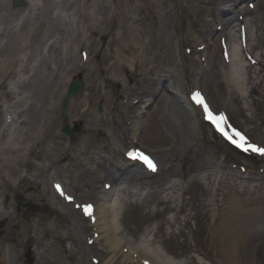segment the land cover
Masks as SVG:
<instances>
[{"label":"rangeland","instance_id":"rangeland-1","mask_svg":"<svg viewBox=\"0 0 264 264\" xmlns=\"http://www.w3.org/2000/svg\"><path fill=\"white\" fill-rule=\"evenodd\" d=\"M25 1L41 4V0ZM71 1L54 0L53 13L67 18L74 11ZM148 1L142 19L135 11L131 13L130 5L121 7L125 15L134 17H116L108 38L113 36L117 43L107 46L109 39H105L95 63L89 52L93 54L98 47L90 49L89 41L74 46L76 59L63 64L34 62L22 86L26 92L5 104L13 103L19 113V143H30L33 148L14 165L15 171L9 176L0 171L4 264H114L111 252L94 247L95 233L93 236L91 229H84L94 223L85 209H95L104 202L118 208L112 220L113 232L127 253L135 254L140 248L155 256L157 249L173 264H210L201 249L214 244V218L223 213L218 208L237 204L238 226L248 228L255 237V244L248 248L242 244V263L264 264V256L257 251L264 242V208L259 206L264 204V156L245 152L222 139L204 122L201 108L192 97L199 92L210 111L224 118L221 124L233 138L239 132L248 143L264 148V0ZM25 5L14 8L12 0L8 2L12 10ZM92 5L93 1L90 12ZM107 16L105 10L97 15ZM76 18L72 19L76 22ZM92 23L99 21L93 19ZM107 29L99 25L100 31ZM132 31L141 34V49L148 59L147 65L142 64L143 69H136L134 74L130 72H134L131 58L124 69L115 55ZM96 40L100 46L101 40ZM48 45L43 48L45 53ZM100 57L116 60L102 61L96 69ZM114 62L116 68L102 76L104 83L98 74L100 66L107 68ZM44 71L47 80L35 82L37 73ZM238 78L240 85L234 81ZM74 79L82 82L83 90L70 100L64 120L63 100ZM8 83V79L3 81L0 93ZM1 117L0 112V124ZM64 124L70 136L62 133ZM130 152L148 156L155 170L146 172L145 163L129 157ZM35 153L40 157H34ZM178 160L184 168L190 163L212 165L205 170L212 168L209 172L216 173L215 177L199 182L207 192L197 202L200 205L203 201L209 208L200 215L190 210L189 196L195 184L178 178L187 191L185 199L189 198L184 202L187 212L177 220L176 212L165 211L166 219L160 226L155 212L171 206L172 199H181L180 191L167 189L177 177L171 173L163 185L152 183L137 189L130 173L140 170L152 181L162 178L168 169L178 170ZM116 167L120 176L112 181L109 174ZM112 188L111 200L103 201L104 192ZM128 192L136 194L129 196ZM173 204L177 210L180 202ZM158 228L162 230L159 243L148 244L145 238L152 235L145 237L143 233Z\"/></svg>","mask_w":264,"mask_h":264},{"label":"bare ground","instance_id":"bare-ground-1","mask_svg":"<svg viewBox=\"0 0 264 264\" xmlns=\"http://www.w3.org/2000/svg\"><path fill=\"white\" fill-rule=\"evenodd\" d=\"M92 1L93 9L90 12L88 8H90ZM134 1H137L138 3H134L135 5L131 4ZM8 2L9 0H0V85L3 84V81L7 79L9 80L8 85L6 87L4 86L2 92L0 93V112L2 113L0 124V171H5L7 176L15 171L14 165L22 162V158H24V156L27 155L28 152L33 148L31 145H29L30 143H19V137L17 136V134H19V128H17L16 125L18 122L17 116L19 113L13 109L15 108L13 103L10 105H5L7 102H11L17 96L26 92L25 90H22V86L25 84L26 79L28 78L27 72L30 70L32 63L35 62L45 65L47 61H56L58 64H63L72 58L76 59L73 47H81L86 43V41H89L88 47L90 49L95 45V48L98 47L97 50L93 52V54L89 52V55H92L93 61L98 57L99 51L102 50L101 45L104 43L105 39H109L106 43L107 46L117 43V40L113 41V36H111V38L108 37L111 33L113 25L115 24L116 17H120L121 14H124L122 8L126 6V4L130 5L131 13L132 11H135L136 17L142 19L141 17L146 14L145 8L147 2L149 4L148 0L145 2L143 0H141V2L140 0H72L71 7L74 11L68 14L67 18H62V16L58 14L55 15L53 13V10L56 7L54 0H41V4H36L34 2L29 3L24 0L26 3L25 7L16 10L10 9L8 7ZM143 3L145 5H143ZM102 10L108 11L107 18L97 17L98 13ZM130 10L128 9L127 12H130ZM74 16L77 17L76 22L75 19H72ZM124 16L131 20L134 17L131 16L130 13L128 15L124 14ZM93 19L98 20L99 23H92ZM100 24H104L105 27H109V29H107L105 32L100 31ZM130 34L129 40L125 43L122 42L119 45L115 55L119 56V63L122 67H124V69L126 68V64L129 63V58H131L134 72H130L134 74L136 69H143L144 66L142 64L147 65L148 59L144 56L143 50L141 49V34L135 31H132ZM96 37L101 40L100 46H98L99 43H97ZM118 40H120V37ZM47 45L48 48L45 53L43 48ZM114 60L116 59L111 57L108 59L107 57H100L98 62H96L97 64L95 68L98 69V63H102V61ZM139 60L141 65L137 66ZM59 68L57 70H59ZM115 68V62L114 64L109 65L107 68L100 66V72L98 71L100 79L105 83L104 79L102 78L103 74H105L110 69ZM125 72L127 73V71ZM37 74L38 75L35 78V82H45L47 80L48 75L45 71L38 72ZM132 74L127 73V76L131 77ZM234 81L235 83L237 82V85H240L239 78L237 81ZM108 85L110 86L111 83ZM104 87H106V85H104ZM122 92L124 93L125 90L123 89ZM49 110L51 109H48V111ZM34 145H36V142ZM37 153H35L36 155H34V157H40V155ZM177 164L180 166L178 170L168 169L162 178H152V181L149 180L148 177L145 178L140 170L136 169L130 173L131 179L137 186V189L152 183H157V186L163 185L166 183V180L171 177V173H174V177H177L174 178V183H172L173 185L169 184L167 189L172 190L173 188L177 193L180 191L179 194L181 199L177 200L176 197L169 201L171 206L165 205L163 211L155 212L159 214L160 226L166 219L164 212L168 210L176 212V219L179 220L180 214L184 213V211L187 212L184 202H186V200L189 198L191 200L189 209L198 212L197 215H200L202 210L205 211L207 208H209V206L203 201V204L200 205H197V202L198 200H202L204 193L206 194L207 192L205 190L206 188L203 189L200 187L201 185L199 186V182L206 179L210 180L212 177H215L216 173L209 172L212 168H207L205 170V167H212V165H208V163L204 165H191L190 163L188 164L190 166L184 168L181 160H178ZM219 166L223 165L218 164L217 167ZM125 168L126 167H124L123 170H125ZM145 168L146 172L148 173L152 171L146 166ZM109 175L112 181H117L120 176L119 167H116L115 170L110 172ZM178 178L188 179L193 182L192 185L195 184L191 188L192 194L188 199H185V194L187 191L184 189L182 180H177ZM169 181L171 182V179H169ZM113 190L114 188L110 189L108 192H104L107 194L103 201L111 200L113 197ZM135 194L136 193L128 192L129 196H134ZM175 201L180 202L179 206L177 204V210L176 206L173 204ZM158 202H163V199ZM111 203L104 202V204H102L100 207L98 206L93 209L89 217L91 221L93 219L92 222L94 223H88L85 225L84 229L86 231L91 229L93 231L92 235L94 236L95 233L94 237H97V239H95L93 242L94 247L96 245V247L98 249L100 248L102 252H111L110 259L111 261L114 260V264L117 262L118 264H173L170 260V257L166 256L163 251H158L157 249L156 251L158 254H154L155 256H152L150 253L145 252L140 248L136 250L135 254L127 253L122 242L114 237L112 220L116 216L118 208L113 204L111 205ZM259 206L264 208L263 203L259 204ZM218 210L220 213L223 210V213L219 217L214 218V222L216 223L215 228H213L214 244H205L203 247H206V250L201 249V253L207 257L210 264H243L241 255L245 254V252L242 251V247L248 248L252 243L255 244V237L250 234V230L248 228L238 226L240 213L239 206L237 204H225L224 208L219 207ZM168 222L170 223V221ZM182 222L183 226L187 225V222L184 220H182ZM148 234L152 235V238H145L149 240H146V242H148L150 245H155L159 243L157 238H159V236L162 234V230L158 228L157 231L153 233H143L145 237ZM160 242L162 243L161 240ZM99 245L103 247H98ZM257 251L264 256V242H260V246L258 247ZM146 256H148L149 260L145 258ZM4 257V249L3 246L0 245V264H4ZM195 264L205 263L196 261Z\"/></svg>","mask_w":264,"mask_h":264},{"label":"snow or ice","instance_id":"snow-or-ice-1","mask_svg":"<svg viewBox=\"0 0 264 264\" xmlns=\"http://www.w3.org/2000/svg\"><path fill=\"white\" fill-rule=\"evenodd\" d=\"M193 100L197 103L203 106L204 111L206 113V118H208L212 123H214L216 125V127L218 129L221 130L222 134H224L226 136L227 139H229L231 141V143H233L234 145H236L239 148H242L243 151L247 152V151H252L254 153H257L259 155L264 156V148L259 147L255 144H250L247 142L246 138L239 132H235V137L233 138L232 136H228V134L226 132L223 131V129L220 128V124L223 121V117H215L212 115L211 111L208 108V105L206 103H204L203 98L201 97V94L199 92H196L193 94ZM129 157L133 158V159H140L142 162H144L149 168H151L152 170H155V164L152 162V160L144 155L143 153L140 152H130L128 153ZM57 190L61 191L60 186L57 185ZM64 193L61 191V195H63ZM67 199L71 200V197H66ZM85 212H88V209H85Z\"/></svg>","mask_w":264,"mask_h":264},{"label":"water","instance_id":"water-1","mask_svg":"<svg viewBox=\"0 0 264 264\" xmlns=\"http://www.w3.org/2000/svg\"><path fill=\"white\" fill-rule=\"evenodd\" d=\"M25 2L23 0H13V7H20V6H24ZM83 90V84L79 79H74L73 81H71L67 87L66 93H65V97L63 100V106H62V110H61V117L65 120L68 118V105L70 100L73 97H77L81 94ZM62 133H64L67 136H70V130L67 124H64L63 128H62Z\"/></svg>","mask_w":264,"mask_h":264}]
</instances>
